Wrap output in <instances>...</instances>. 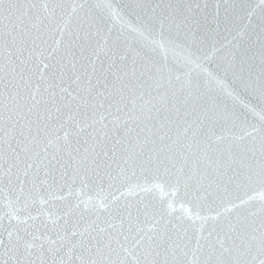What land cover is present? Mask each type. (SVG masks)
I'll use <instances>...</instances> for the list:
<instances>
[{
	"label": "snow or ice",
	"instance_id": "snow-or-ice-1",
	"mask_svg": "<svg viewBox=\"0 0 264 264\" xmlns=\"http://www.w3.org/2000/svg\"><path fill=\"white\" fill-rule=\"evenodd\" d=\"M0 264H264V0H0Z\"/></svg>",
	"mask_w": 264,
	"mask_h": 264
}]
</instances>
